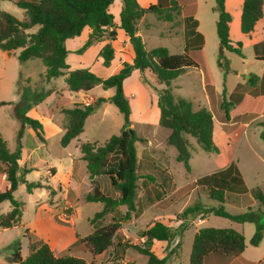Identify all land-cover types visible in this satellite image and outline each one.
Wrapping results in <instances>:
<instances>
[{
	"label": "rangeland",
	"instance_id": "1",
	"mask_svg": "<svg viewBox=\"0 0 264 264\" xmlns=\"http://www.w3.org/2000/svg\"><path fill=\"white\" fill-rule=\"evenodd\" d=\"M187 1L177 0V6L171 3L170 6L175 7L174 9L167 7L171 9V11L169 9L171 15L176 18L174 25L156 20L155 15L150 14L154 24L151 31L155 40H153L154 42L146 41L149 47L163 46L169 48L173 54H182L181 49L173 45V42H182V34L179 29L182 18L178 10L181 7L185 8L186 13L182 15L186 17L190 9V5L189 7L186 5ZM198 4L197 20L200 24V30L206 36L207 64L211 73L214 74L215 87L214 82L209 85L205 84L203 72V80H201L199 70L204 65L201 55L190 54L188 51L198 68H190L174 79L170 85L171 93L175 97H182L191 101L194 109H207L209 107L216 120L223 124L226 122L221 109L223 101L222 98L217 100V96L225 88L226 101L231 102L228 107L230 118L232 117L234 122L239 121L240 124H244L253 116L258 115L261 109L258 103L256 106H249L245 110L249 98L253 99L255 96L252 93V84L248 81V77L256 71L257 63H255L252 42L245 39L239 29L238 16L241 7L238 8L236 1L229 0L228 13L233 19L230 24V39L235 43L240 42L242 44V57L226 50L223 54L220 52L213 24L216 15L211 10L214 0H198ZM176 7L177 12L175 11ZM0 10L13 15L20 21L26 20L24 11L8 0H0ZM167 25H172L177 35L172 37L157 36L156 32L167 30ZM35 30L36 28H33L28 32L31 33ZM194 45L191 43L189 48ZM18 54L19 50L11 53L0 50V137L10 152L15 151L17 147V134L21 129L20 120L14 111L19 100L18 86H29L33 90L40 91L66 85L62 77L47 84L43 78L45 67L41 60L32 59L21 63L17 59ZM218 57H221L220 60L226 67L224 72H219L217 68L215 59ZM68 61L71 66L74 64L72 57H69ZM79 62L84 63L81 67L86 69L89 67L88 70L100 78L107 74L102 62H98L91 53ZM143 80L149 85H145ZM201 81H203V85ZM161 88H164V85L160 84L151 72L145 71L138 78V71H136L125 82L123 89L131 111L130 129L139 139L135 142L136 155L139 161L137 170L139 179L136 189L137 210L135 214L131 215L130 220L121 223L120 231L123 238L120 240L124 245H141L143 241L140 237L142 230L145 226L148 227L156 221H163L167 224L178 223L176 216L186 207L193 205L198 197L208 207H216L215 202L209 201L203 193L201 194L203 192L201 187L198 190L194 181L201 176L220 170L226 164L231 166L233 173H235V166L241 170L248 182V192L242 194L236 204H225L224 209L233 215L242 214L248 208L264 211V207L253 199L250 193V190L259 188L264 194V140L260 138V134L264 133V126L254 122L247 127L242 125L223 127L219 136L222 149L218 154L203 151L196 140L188 136L190 157L188 160L189 171H186L182 163L176 162L175 149L166 143L170 131L158 125L159 110L153 91ZM210 88L211 92H209ZM203 89L209 96V105ZM90 92L89 96L103 98L107 95L112 96L114 90H104L101 86H96ZM79 99L72 95L63 107L72 108L75 102H79ZM102 104L93 115L88 117L84 131L79 138L102 144L110 136L119 133L123 125L122 115L112 104ZM30 117L43 120L45 142L44 146L40 147L39 141L33 134L23 131L19 174L23 175L28 182L40 183L42 188L28 193L25 185L19 184L13 193L14 199L22 204V215L16 226L0 230V264H17L13 262L16 254L22 260L25 259L28 255L27 241L38 239L46 242L54 255L78 257L83 259L86 264H147V257L130 248H121L116 254H113V248H108L101 255L93 256L89 253L88 248L78 241L93 232L95 228L106 225L113 220L118 221L126 208L119 207V213L108 214L104 221H98L91 225L90 219L103 208V205L100 202L85 201V194L91 192L93 186L91 185V188L88 181L85 180L87 171L85 172L83 162H76V164L78 163L74 171V175L77 177H75L76 187L70 183L71 190L66 192V189H69L66 183L69 176L70 160L73 158L71 155L75 154L76 151L73 146L66 149L62 147L60 145L62 133L55 129L52 130L54 124L61 128V122H63L65 126V116L56 113L52 118L54 124H50L44 106H42L36 108ZM261 121L264 119L257 122ZM56 171L57 176H55ZM0 182L5 183V176L1 178ZM97 184L104 194L112 198L118 196V193L112 189L107 177H97ZM147 197L150 198L149 202L146 201ZM158 200H160L159 203L150 207L143 214L151 202ZM64 201H70L71 206L64 204ZM10 209L9 202L0 204V214H5ZM39 219L38 225L43 229L42 233L36 223ZM199 219V217L191 219V227L182 234L181 247L169 256L166 264H189L193 237L196 229L200 227L232 228L242 231L246 238L247 247L244 256L253 261H263L264 237L258 246H252L249 243L250 232L253 234L255 229L253 223H237L210 215L207 217L206 223L199 225ZM260 221L264 222V214L260 216ZM168 250L165 243H153L150 248V251L158 258H163ZM256 264L259 263L256 262Z\"/></svg>",
	"mask_w": 264,
	"mask_h": 264
},
{
	"label": "trees",
	"instance_id": "2",
	"mask_svg": "<svg viewBox=\"0 0 264 264\" xmlns=\"http://www.w3.org/2000/svg\"><path fill=\"white\" fill-rule=\"evenodd\" d=\"M24 11L26 20L20 21L13 15L0 10V50L11 53L19 50L17 59L26 62L32 59L41 60L45 67L43 78L46 82L64 77V82L70 92H88L96 86L104 90L113 89L111 97L97 98L91 104L77 105L70 109H62L66 118L64 133L60 138V145L66 147L71 140L78 137L84 128L86 119L92 115L103 102L116 107L123 117V125L117 135L110 136L104 143L83 142L79 145L81 160L86 164V171L93 186L92 191L85 196L86 202H100L103 208L94 214L89 223L94 225L104 221L106 215L119 213V207H125V212L119 220L99 226L89 235L79 239L91 255L99 256L108 248H113L116 254L121 248H130L147 257V264H166L169 256L181 247L178 240L190 225L191 219H201L208 215L225 218L233 222H251L255 229L249 243L258 246L264 236V222L260 216L264 211L248 208L246 212L238 215L228 213L224 204L231 197H237L248 192L238 171H231V166L226 169L206 174L197 178L194 185L201 190L210 201L216 202V207H208L198 197L193 205L186 207L176 216L179 225L173 228L161 221L154 222L150 227L141 232L143 239L141 245H124L121 242L123 234L120 231L121 223L130 220L136 213V189L139 176L137 170L139 161L136 155L135 142L139 141L134 131L130 129L131 111L129 102L123 91V82L129 78L134 70L140 75L151 72L155 79L164 85V88L154 89L156 106L159 110L158 125L170 132L166 143L175 149L176 162L182 163L189 171L188 160L189 142L187 137H193L200 148L207 153H220L222 145L219 139L222 125L216 120L212 112L206 108L194 109L192 102L175 97L170 90L171 82L184 74L190 68H198L197 63L187 53L170 54L167 48L159 46L148 50L141 38L137 35L136 24L145 14H154L159 20L170 22L173 20L170 8H163L159 4L141 7L137 0H120L118 29L128 37L134 57L131 63L124 62L121 68L111 76L103 79L86 68L68 70L66 57L68 51L65 41L77 37L84 27L90 29L86 42L75 51L82 54L93 42L103 40L105 37L113 39L114 31L107 32L105 28H113V15L108 8L114 0H8ZM264 0H243L240 15V32L249 34L254 25L262 17V4ZM225 0H214L212 11L217 13L215 32L219 45L226 50L242 57L240 42L232 43L229 37V23L231 17L226 12ZM177 6V0H172ZM182 5H185L181 3ZM187 5V4H186ZM170 9V11H169ZM177 12V7L175 9ZM197 21L192 17L186 19V51L196 39L203 40L201 33L196 32ZM36 28L34 32L29 30ZM194 55H201V45L195 47ZM102 65L108 67L113 59V49L109 43L105 44L99 52ZM218 57L217 66L224 72L226 67ZM203 61V60H202ZM204 63V61H203ZM204 73L206 85L213 84L207 66L201 68ZM67 71V72H66ZM145 85H149L143 80ZM212 88V87H211ZM211 88L209 92H211ZM19 100L15 105V115L19 118L21 129L17 134V147L10 152L6 143L0 137V180L5 176V183L0 184V204L9 202L11 209L0 214V230L16 226L21 219L22 204L17 202L13 193L19 184H24L28 193L42 188L38 182H28L19 174V157L21 153V139L23 129L28 126L35 134L37 140L45 142V132L42 123L27 115L34 107L43 102L49 91L33 90L29 86H18ZM221 109L225 119L228 120V107L230 103L224 99L222 91ZM132 130V131H130ZM264 140V133L260 134ZM27 173V172H26ZM25 173V174H26ZM105 176L108 178L116 198L104 194L94 178ZM253 199L264 207V194L259 188L250 190ZM165 242L168 253L163 258H158L150 248L153 242ZM175 243L174 245H172ZM245 249L244 236L231 228L203 227L198 229L192 241L189 264H227L232 259H240ZM243 264H251L240 259ZM262 263L259 264H263ZM20 264H86L74 256H56L49 245L42 240H29L28 255ZM122 264V263H118ZM239 264V263H236Z\"/></svg>",
	"mask_w": 264,
	"mask_h": 264
},
{
	"label": "crops",
	"instance_id": "3",
	"mask_svg": "<svg viewBox=\"0 0 264 264\" xmlns=\"http://www.w3.org/2000/svg\"><path fill=\"white\" fill-rule=\"evenodd\" d=\"M171 1L172 0H169L166 2V0H137L138 4L143 7V8H146L148 7L149 5H155V4H159L161 5L163 8H167V7H170L171 5ZM236 1V5L239 7H241V10H242V5H243V0H234ZM12 3V2H11ZM169 3V4H168ZM228 3H229V0H225L224 2V6H225V10L226 12H229V9H228ZM234 3V2H233ZM186 4L190 5V9H189V13L186 15V17L182 14L186 13V9L184 8H180L178 11L181 13V27L179 28L180 29V32L182 34V42L181 43H175L173 42V45H176V47L180 48L181 49V53H184V52H187L188 51L191 53H196L195 52V47L196 46H200L201 45V52H202V60L204 61L205 65L207 66L208 68V64H207V53L205 51V45H206V36L205 34L200 30V24H199V21L197 20V14H198V11H199V4H198V0H188L186 2ZM214 4L211 5V10L213 8ZM109 12L113 15V21H114V27L113 28H105L107 32H111L112 30L114 31L115 33V36L113 39H109L108 37H105L103 40H100V41H96V42H93L82 54H76L75 51L78 50L85 42L86 40L88 39V36L90 34V29L88 27H84L81 34L77 37H74V38H71V39H67L65 41V47L68 51V54H67V57H66V63L68 64V70L67 71H71V70H75V69H80V68H84V67H81V65H84V63H80L79 60H83L86 58V56L88 54H92L96 60L98 62H102V58L99 56V52L100 50L102 49V47L109 43L113 49V59L112 61L110 62V65L108 67H105L104 69L107 70V74L103 77V79L111 76L112 74L116 73L120 68H121V65L122 63L124 62H127V63H131L132 60H133V57H134V53H133V50H132V47L130 46L129 44V41H128V37L124 34V32L120 29H118V25H119V13H120V10H121V2L120 0H114L113 3L109 6L108 8ZM214 14L216 15L213 19V24H214V31H215V22L217 20V13L214 12ZM229 14V13H228ZM230 15V14H229ZM240 15H241V11L239 12V16H238V19H239V29H240ZM188 17H192L193 19H195L197 21V26L195 28V31L196 32H199L202 34L203 36V40L202 42H200L198 39H196V41L194 42V46H192L191 48H189V50L186 51L185 47H186V36H185V31H186V19ZM231 17V15H230ZM156 20H159L156 16H155ZM151 17H150V14H145L140 20H138L137 24H136V29H137V35L141 38V40L143 41L145 47L150 50L152 48H155L154 47H149L147 45V40H150V41H153L155 39L154 38V34L152 33L151 29L153 27V23L151 21ZM233 21V19H231ZM159 21H162V20H159ZM175 21H176V18L173 17V20L170 21V22H166V21H162V22H165L167 24H172L174 25L175 24ZM232 21H230L229 23V37H230V24L232 23ZM172 25L168 26L167 25V30H160V31H157L156 32V35L157 36H168V37H172V36H175L177 35V33L175 32V30H173V27ZM216 34V32H215ZM242 34V33H241ZM244 36L245 39H247L248 41L252 42L251 45H252V49H253V53H254V56H255V63H257V66H256V71L254 72V74L250 75L248 77V81L251 82L252 84V93L255 95L252 98H249L248 102L246 103V106H245V110L247 108H249V106H256L258 103H259V108L261 109L259 114L258 115H255L253 116V118H251L250 120H248V122L244 123V124H240L239 121H236L234 122L233 121V118L231 117L230 118V115L229 113H227V116H228V120H225L226 122H224L222 125V129L223 127L225 126H235V125H242L244 127H247V126H250L251 124H253L254 122L257 123V125H261V126H264V121H261V122H257V121H260L261 119H264V1H263V4H262V17L260 20H258L256 22V24L254 25V28H253V31L250 32L249 34H242ZM231 40V39H230ZM232 41V40H231ZM154 42V41H153ZM232 43L235 45V42L232 41ZM219 47H221L219 45V42L217 43ZM163 47V46H162ZM167 48V47H165ZM168 51L170 52L169 48H167ZM225 52V50L222 48V53L223 54ZM72 54H75V55H72ZM170 54H173L172 52H170ZM234 54V53H232ZM236 55V54H235ZM199 56V55H198ZM69 57H72L74 59V64H72V66L69 64ZM217 59V58H216ZM215 59V62H216V65H217V60ZM218 68V66H217ZM87 69H90L89 67H87ZM209 69V68H208ZM219 69V68H218ZM66 71V72H67ZM138 71V70H134L131 74V76H133L135 74V72ZM199 72L201 73V80H203V76H202V70H199ZM209 72L211 74V77H212V80L214 82V74L211 73L210 69H209ZM219 72H222L220 69H219ZM130 76V77H131ZM140 76V73L138 72V78ZM129 77V78H130ZM60 78V77H59ZM63 80H64V77H62ZM125 79L124 82H123V89L125 88V82L129 79ZM54 80V79H52ZM52 80L46 82L47 84H49ZM202 82V85H203V81ZM214 87H215V82H214ZM44 90V89H43ZM224 99L226 100V89L224 88ZM222 90V91H223ZM44 91H49L50 93L48 94V96L43 100V102H41L40 104H38L37 106H34L28 113L27 115L30 117V114L32 112L35 111L36 108L38 107H42L44 106V109L46 111V117H47V120L50 124H54L53 123V116L57 113V114H63L61 112L62 109H70V108H65L63 107V105L70 100L71 96L74 95L76 96V98H80L79 99V102H75L74 106H77V105H88V104H91L95 99V97L93 96H89V93H91L90 91L88 92H77V93H73V92H70L67 88L66 85H61L59 88H48L47 90H44ZM204 91V89H203ZM205 92V91H204ZM214 93H215V88H214ZM217 95V93H216ZM205 96H206V100H207V103L209 105V96L208 94H206L205 92ZM111 96H105L103 98H109ZM219 98H222V92L220 95L217 96V100ZM227 102V101H226ZM230 103L231 105V102H228ZM51 104V105H49ZM107 102H104L102 105H106ZM49 105V106H48ZM47 106V108H46ZM72 107V108H73ZM102 107V106H101ZM99 109V108H98ZM208 110H210V108L208 107L207 108ZM235 110V109H233ZM211 111V110H210ZM234 112V111H232ZM224 114V113H223ZM64 115V114H63ZM93 115V114H92ZM91 116V115H90ZM89 116V117H90ZM239 117V116H237ZM33 118V117H31ZM36 119V118H35ZM88 119V118H87ZM86 119V120H87ZM38 120V119H37ZM42 125H43V129L45 128L44 127V124H43V120H39ZM86 122V121H85ZM62 123V127L60 128L59 126L55 125L52 126V130H56V131H59L61 132L62 134L64 133V123ZM85 125V124H84ZM221 129V131H222ZM28 131L30 134H33L35 136V134L33 133V131L28 127V126H25L23 131ZM83 131H84V128H83ZM44 132H45V129H44ZM83 133V132H82ZM82 133L76 137L75 139L71 140L70 143L64 147L65 149L66 148H69L70 146H73V148L75 149L76 153L75 154H72L71 157H73L71 160H70V167H69V171H68V181H67V186L69 187V189H66V192L70 191V183H72L74 186H75V177L76 175H74V171H75V166L78 164H76V162H83L84 164V169H85V172H86V164L84 161L81 160V153L79 151V145L83 142H88V141H85L81 138H79ZM36 138V136H35ZM44 143H41L39 142V146H44L43 145ZM22 150V148H21ZM22 153V152H21ZM20 153V155H21ZM229 167V164H226V166H224L223 168H221L220 170H223V169H226ZM236 170L238 171L239 175H240V178L242 179V181L244 182L246 188H247V179L245 178L244 174L241 172V170H239L236 166H235ZM220 170H217V171H220ZM216 171V172H217ZM214 173V172H212ZM57 171L55 173V176H57ZM99 177V176H98ZM77 178V177H76ZM85 180L88 181V183L90 184V186L92 185L91 184V181L89 179V176H88V173L86 172V176H85ZM95 180V183L97 184V177L94 178ZM163 182V181H162ZM98 185V184H97ZM76 187V186H75ZM99 187V185H98ZM92 188V186H91ZM100 188V187H99ZM101 189V188H100ZM177 189V188H176ZM197 189L199 190V187L197 186ZM248 189V188H247ZM90 190V189H89ZM88 190V191H89ZM92 191V189H91ZM116 192V191H115ZM90 193V192H87L85 194V196ZM203 192H201L202 194ZM203 195L206 197V195L203 193ZM242 195V194H241ZM237 196V197H231L230 201L229 202H226L225 204H236L237 203V200L238 198L241 196ZM200 198V197H199ZM150 198H146V201L149 202ZM210 201V200H209ZM160 200L158 201H155V202H151V205L148 206L144 211H143V214L144 212H146L150 207L154 206L155 204L159 203ZM213 202V201H212ZM216 203V202H215ZM64 204H68L69 206H71V203L70 201H64ZM217 204V203H216ZM224 204V205H225ZM207 205V204H206ZM223 205V206H224ZM211 207V206H209ZM42 216V214H41ZM210 216V215H208ZM207 216V217H208ZM207 217L203 218V219H199V225H203V223H206V219ZM38 221H36L37 223V226L40 228L41 230V233L43 232V229L38 225ZM163 222V221H161ZM164 223V222H163ZM238 223V222H237ZM167 224V223H165ZM175 224H178L179 225V222L178 223H174V224H167L173 228H176L178 225H175ZM152 225V224H151ZM150 225V226H151ZM148 226V227H150ZM148 227L145 226L144 230L147 229ZM191 226L189 225V227L187 229H189ZM200 228H203V227H200ZM200 228H197L196 229V232L198 231V229ZM232 229V228H231ZM3 230V229H2ZM27 230V229H26ZM235 230V229H233ZM143 231V230H142ZM237 231V230H235ZM195 232V233H196ZM237 232H240L243 234L242 231H237ZM252 233L250 232V237H252ZM244 236V243H245V249L243 251V253L241 254L240 256V259H242L243 261H246V262H249L251 264H256V262L258 263H262L264 261V258H263V261H260V260H256V261H253L252 259L250 258H247L244 256V253H245V250H246V238H245V235L243 234ZM264 237V236H263ZM182 238V235L181 237L178 238V240H181ZM30 239V238H29ZM263 239V238H262ZM40 240V239H38ZM250 241V240H249ZM262 241V240H261ZM28 242L29 240L27 241V245H28ZM154 244L155 243H158V244H162V243H165V242H157V241H154L153 242ZM166 244V243H165ZM167 245V244H166ZM26 257V256H25ZM240 259H232L230 260L227 264H236V263H239V264H243ZM264 264V263H263Z\"/></svg>",
	"mask_w": 264,
	"mask_h": 264
},
{
	"label": "water",
	"instance_id": "4",
	"mask_svg": "<svg viewBox=\"0 0 264 264\" xmlns=\"http://www.w3.org/2000/svg\"><path fill=\"white\" fill-rule=\"evenodd\" d=\"M220 52H222V47H220ZM130 131H132V130H130ZM13 262L20 264L22 262V258L18 254H16L13 258Z\"/></svg>",
	"mask_w": 264,
	"mask_h": 264
}]
</instances>
